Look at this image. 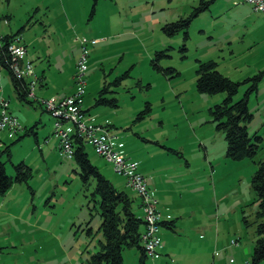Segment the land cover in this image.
Instances as JSON below:
<instances>
[{
	"label": "rangeland",
	"instance_id": "1",
	"mask_svg": "<svg viewBox=\"0 0 264 264\" xmlns=\"http://www.w3.org/2000/svg\"><path fill=\"white\" fill-rule=\"evenodd\" d=\"M201 1L0 0V35L20 37L36 96L28 95L32 102L20 99L8 72L0 69V100H7V110L19 120L33 117L26 128L35 124L27 134L20 121L21 129L11 136L0 129V150L5 144L10 150L0 154L6 172L13 176V163L21 160L32 168L27 181H13L0 193V264H90L103 240L94 177L85 183L74 157L57 149L53 138L48 142L58 135L40 101L76 92L83 52V111L89 120L108 123L150 184L157 182V206L174 219L173 228L159 227L160 258L148 256L147 262L252 260L257 201L250 179L257 161L264 160V74L249 92L252 116L246 122L249 134L261 135L260 147L252 158L232 159L211 112L226 93L199 91L196 68L200 61H216L220 72L240 82L233 99L240 98L250 84L243 79L264 70V14L239 0H204L207 6L187 26L172 33L163 29L185 19ZM100 97L115 99L98 102ZM147 104L148 111L139 114ZM85 150L139 209L124 175L91 143ZM138 255L137 247H124L123 264H137ZM257 264H264V257Z\"/></svg>",
	"mask_w": 264,
	"mask_h": 264
},
{
	"label": "trees",
	"instance_id": "2",
	"mask_svg": "<svg viewBox=\"0 0 264 264\" xmlns=\"http://www.w3.org/2000/svg\"><path fill=\"white\" fill-rule=\"evenodd\" d=\"M208 1H201V4L195 8L185 19H177L164 24L163 29L169 33L177 30L178 26L190 23L191 16L198 10L207 6ZM186 33V31H184ZM187 35V33H186ZM13 36V33H6L3 36L4 44L0 56L3 68L8 72L13 89L20 99L32 102L28 98V83L25 78H18L14 75L9 66L10 52L7 50V43ZM158 66L157 63L153 62ZM216 61H200L196 68V86L201 92L215 93L225 91L226 95L221 102L214 105L211 110L213 118L217 120L216 126L224 132L226 140L225 153L232 159H242L244 157H253L260 147L261 135L258 133L249 134L246 122L252 114L248 109V95L251 90L257 88L258 80L264 74V70H259L254 74L247 76L243 81H249L250 84L244 94L234 100L233 97L238 90L239 81H234L216 68ZM160 68V66H159ZM171 69V67H168ZM115 99V98H114ZM114 99L99 98L97 101H114ZM96 101V102H97ZM150 108L147 104L145 110L139 114L148 111ZM88 110V109H86ZM33 125L26 128L27 134L32 130ZM33 132V130H32ZM23 136L19 135L17 139ZM73 146L72 157L76 160L79 167V174L86 183L90 176L94 177V186L92 194L99 196V215L101 218L99 230L103 235V240L99 241L100 247L94 251L88 261L90 264H123L122 249L124 247L135 246L139 250L137 264H150L147 262L148 254L146 253L143 240L141 237L145 226L142 215L136 214L133 209L134 197L129 195L124 189L117 188L110 179H108L88 157L85 150V141L76 133L71 135ZM9 144H5L0 150L7 152L9 155ZM15 169L14 175L6 172L5 161L0 157V193H5L12 185L13 181H27L32 175V168L24 161L13 163ZM139 170V169H138ZM140 171V170H139ZM141 172V171H140ZM142 173V172H141ZM143 174V173H142ZM146 178V177H145ZM147 181V179H146ZM251 187L255 193L257 209L255 211L254 221L256 222L255 232L256 239L253 247L252 260L248 264H257L264 257V160L257 161V167L253 171L250 179ZM148 185V183H147ZM130 187V186H129ZM149 187V186H148ZM131 188V187H130ZM132 189V188H131ZM150 189V188H149ZM135 191L134 189H132ZM151 191V190H150ZM136 193V191H135ZM137 194V193H136ZM138 195V194H137ZM139 198V195H138ZM157 199V198H156ZM140 200V198H139ZM158 202V200H157ZM158 207V206H157ZM160 210V209H159ZM247 224L249 221L244 217ZM160 225L173 228L174 219L162 218ZM160 227V226H159Z\"/></svg>",
	"mask_w": 264,
	"mask_h": 264
},
{
	"label": "built area",
	"instance_id": "3",
	"mask_svg": "<svg viewBox=\"0 0 264 264\" xmlns=\"http://www.w3.org/2000/svg\"><path fill=\"white\" fill-rule=\"evenodd\" d=\"M239 1L249 3L254 10L264 14V0ZM19 39V36H14L9 39L6 45L11 55L9 66L16 77L27 79L28 95L36 97L34 92L35 80L30 78L32 74L31 64L24 59L25 49L19 43ZM3 44V36L0 35V53L4 47ZM1 61L0 56V69L3 68ZM77 65L78 73L75 78L78 85L74 94L64 97L41 98L40 100L44 108L53 117V128L59 137V149L63 154L71 157L73 154L71 135L76 133L83 141L91 143L99 155L110 161L116 172L124 175L126 184L134 189L140 198L142 216L145 221L141 237L146 253L151 258H156L159 255L157 250L160 246L158 231L162 219V213L157 207V199L150 191L145 176L138 170L137 160L126 155L122 142L110 131L107 124L89 120L86 112L83 111L81 96L85 83L83 78L86 69L85 52L78 59ZM0 103L3 105L0 111V129H7L8 135L11 136L17 129H21V125L18 117L7 110V100L1 98ZM166 217L169 215L167 214Z\"/></svg>",
	"mask_w": 264,
	"mask_h": 264
},
{
	"label": "crops",
	"instance_id": "4",
	"mask_svg": "<svg viewBox=\"0 0 264 264\" xmlns=\"http://www.w3.org/2000/svg\"><path fill=\"white\" fill-rule=\"evenodd\" d=\"M6 16V15H5ZM7 18V17H6ZM9 75V74H8ZM3 76L1 75V73H0V82H2L3 81ZM9 78H10V76H9ZM11 80V79H10ZM11 84H12V82H11ZM1 87H2V85H1ZM11 111V110H10ZM28 112H29V110H27ZM88 111V110H87ZM12 113H14V111H11ZM89 112V111H88ZM28 118H30V116H28V117H26V116H24L23 118H22V120H19V118H18V120L20 121V123H21V125H22V127H24V130H26V127L25 126H27V124H26V122H27V120H28ZM31 118H33V117H31ZM30 118V119H31ZM32 120V119H31ZM103 123H106V122H103ZM107 124V126H108V123H106ZM35 124H33V126H34ZM30 127V126H29ZM28 128V127H27ZM108 128H109V126H108ZM109 129H111V127L109 128ZM32 130H33V128H32ZM31 130V131H32ZM50 131H51V129H49ZM111 131V130H110ZM52 132L54 133V130H52ZM34 134H35V136H36V138H37V132L35 131L34 132ZM54 139V141L53 140H51V139ZM49 141H53V142H55L56 143V147H57V149L59 148V140H58V137L56 136V138H54V137H49V140H48V142ZM133 159V158H132ZM136 160V159H135ZM138 162V161H137ZM139 169V168H138ZM143 173V175L146 177V179H147V183H148V186H149V188H150V190H151V192L153 193V195L156 197V198H159L160 199V196H161V193H160V191L161 190H159L158 188H159V186L157 185V182L156 183H154V186L157 188H155V187H153V185H151L150 184V182H149V178L150 177H147L146 176V174L144 173V172H142ZM151 175V174H150ZM152 179V178H151ZM135 192V191H134ZM158 200V199H157ZM138 206H139V209H136L135 210V212H136V214H138V215H142L143 214V212H142V208H141V206H140V200H139V198H138ZM161 211V210H160ZM161 213H162V211H161ZM166 215H167V213H165V214H163L162 213V218H167L166 217ZM170 216V215H169ZM168 218H170V219H172L171 217H168ZM204 237V235L203 234H199L198 235V238H203ZM197 240V239H196ZM161 242V241H160ZM206 242L207 243H209V241L206 239ZM201 247H203L202 245H201ZM160 246L157 248V250H158V252H159V255H158V257L157 258H160V256H161V251H160Z\"/></svg>",
	"mask_w": 264,
	"mask_h": 264
}]
</instances>
